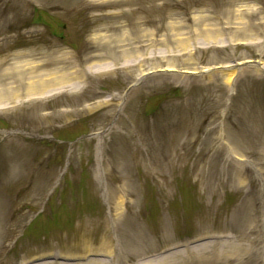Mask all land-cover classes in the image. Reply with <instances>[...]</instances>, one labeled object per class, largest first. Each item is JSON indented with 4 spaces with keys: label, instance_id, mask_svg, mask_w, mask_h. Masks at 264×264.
I'll return each mask as SVG.
<instances>
[{
    "label": "rangeland",
    "instance_id": "rangeland-1",
    "mask_svg": "<svg viewBox=\"0 0 264 264\" xmlns=\"http://www.w3.org/2000/svg\"><path fill=\"white\" fill-rule=\"evenodd\" d=\"M46 49L101 67L0 110V264H264V0H0Z\"/></svg>",
    "mask_w": 264,
    "mask_h": 264
},
{
    "label": "bare ground",
    "instance_id": "bare-ground-1",
    "mask_svg": "<svg viewBox=\"0 0 264 264\" xmlns=\"http://www.w3.org/2000/svg\"><path fill=\"white\" fill-rule=\"evenodd\" d=\"M46 50L48 53L40 57L34 53L19 54L17 62L0 72V110L19 108L32 101H44L62 93H77L83 87L86 72L91 73L92 69L101 67L100 63L96 62L82 69V59H74V56L66 52H60L62 54L58 55L57 51ZM255 71H264V66ZM233 79L232 74L227 77L229 83ZM104 249L100 246L97 251ZM78 251L92 252L87 245Z\"/></svg>",
    "mask_w": 264,
    "mask_h": 264
},
{
    "label": "water",
    "instance_id": "water-1",
    "mask_svg": "<svg viewBox=\"0 0 264 264\" xmlns=\"http://www.w3.org/2000/svg\"><path fill=\"white\" fill-rule=\"evenodd\" d=\"M242 67H244V66H242ZM239 68H241V66H239Z\"/></svg>",
    "mask_w": 264,
    "mask_h": 264
}]
</instances>
